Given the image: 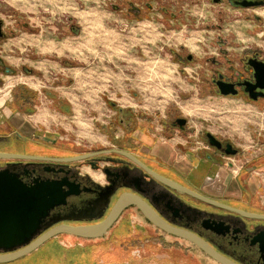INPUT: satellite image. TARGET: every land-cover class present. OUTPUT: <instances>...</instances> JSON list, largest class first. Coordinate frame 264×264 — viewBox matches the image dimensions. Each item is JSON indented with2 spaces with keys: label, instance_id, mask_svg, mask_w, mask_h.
<instances>
[{
  "label": "rangeland",
  "instance_id": "1",
  "mask_svg": "<svg viewBox=\"0 0 264 264\" xmlns=\"http://www.w3.org/2000/svg\"><path fill=\"white\" fill-rule=\"evenodd\" d=\"M142 1L153 5L157 2L0 0V18L6 23L7 32L12 33L7 39L0 41V57L4 59L5 65L17 69L16 74H0V88L9 89L23 82L21 86L28 88L48 86L46 88L50 94L54 92L57 78L62 82L63 77L65 94L78 96L76 99L71 95V101L64 99L69 106L68 111H61L57 107L61 103L57 102L56 106L55 98L48 109H39L42 112L48 110L49 114L46 119H42L43 127H48L50 133L53 132L58 140L63 141L62 145H50L52 147L44 148L42 152L75 156L112 148V145L122 140V110L138 113V122L146 129L141 130L138 135L147 143L156 140V135L168 139L169 136L162 131L163 122L172 125L176 117H184L187 119L185 132L181 136L174 134L172 140L183 143L189 140L190 143H185L187 148H195L196 141L204 143L207 132L231 143L240 152L253 148L255 141L264 137V101L254 104L240 97L207 95L200 91L199 82L192 77L195 76L196 65L208 56L206 52L215 51L218 36L231 40V46L245 47L256 43L264 45L262 38L255 36L252 30L259 29L254 26L258 23L244 18L248 12L251 15L252 11L213 0H182L178 1L179 4L175 3L176 0H166V4L172 6L171 10L178 18L177 21L172 19L170 24L169 16H163L154 10L149 12L145 20H138L133 12L128 15V4H140ZM69 18L75 26H79L75 36L68 29ZM62 20L65 22L64 35L69 38L65 45L71 49L77 47L78 51L79 46H82L81 51L85 48L81 54L74 55L70 52L71 58L43 53L52 47L48 45V38L54 36L46 32V21L61 26ZM26 23L34 26V34L24 28ZM188 23H192V26H188ZM217 24L221 25L220 29L212 28ZM169 25H176L177 28L171 30ZM67 41H70V45ZM180 46H184L182 54L192 53L196 60L176 62L170 48L180 49ZM88 47L98 50L96 60ZM37 51L40 53H36ZM59 51H63L62 43ZM130 54L138 57L132 58ZM62 58L69 60L75 67L73 70H65V75H62L59 68L62 66L58 64ZM49 59L54 60V68L46 65ZM23 66L33 69L34 73L25 72ZM90 69L93 70V76L97 72L94 86L97 97L87 101L84 98L88 94ZM29 90L33 99L29 96L28 100H35L37 91ZM53 109L61 115H54ZM34 110L28 108V111ZM116 135L119 138L116 139ZM185 135L188 138L182 137ZM60 146L64 148H59ZM209 150L211 151L207 152L214 151L212 148ZM226 160H229L227 165L235 175L241 166L239 157L231 155ZM124 222V228L130 229L128 221ZM131 227L136 229V224L131 223ZM152 234L160 239V245L155 247L156 259L148 257L145 264H163L168 254L173 255L176 264H218L182 239L161 231ZM108 237L109 235L105 236ZM135 246L132 248L134 254L140 253L139 246ZM190 248L192 255L185 252Z\"/></svg>",
  "mask_w": 264,
  "mask_h": 264
},
{
  "label": "flooded vegetation",
  "instance_id": "2",
  "mask_svg": "<svg viewBox=\"0 0 264 264\" xmlns=\"http://www.w3.org/2000/svg\"><path fill=\"white\" fill-rule=\"evenodd\" d=\"M178 1L182 0H176L175 3ZM213 1L225 2L237 9H250L252 14L249 15L248 12L244 18L258 23L254 26L259 29L252 30L255 36L264 41V14H262L264 0ZM128 5L126 8L128 15H132L133 12L138 20H145V17L153 10L163 16H169L170 24L172 19L175 21L178 19L177 14L171 10L172 6L166 4V0H157L155 5L147 1ZM62 25H56L53 34L57 42L64 37ZM67 25L73 36L78 34L79 26H75L70 18ZM189 25L192 26V23H188ZM23 26L25 29L34 30V26H29L28 23ZM162 26L165 25L162 24ZM169 28L173 30L177 27L169 25ZM212 28L220 29L221 25L217 24ZM9 35L12 33L7 32L6 23L0 18V41L7 39ZM215 44V51L206 52L208 56L203 58L202 63L196 65L195 76H192L199 82L200 91L212 96L240 97L254 104L264 101V45L256 43L245 47L231 46V40L221 36H218ZM183 48L184 46H180V49L170 48L176 62L188 63L196 60L192 53L182 54ZM64 60L62 58L60 62L63 63ZM22 69L29 74L34 73L33 69L26 66ZM16 73L17 69L5 65L4 59L0 57V74ZM222 90L236 91V93L223 94ZM122 113H124L121 118L124 136L121 145L107 150L89 152L93 155L87 159L72 162L52 159H0V169L5 168L16 173L17 178L28 186L36 181H59L62 178H68L75 184L76 190L75 195L68 197L66 203L55 206L42 218L39 228L29 241L15 245L20 247L10 251H5L4 247H0V255L14 253L32 245L41 235L60 224L78 226L98 223L107 217L121 194L133 193L152 206L170 224L200 235L217 251L238 264H264V218H245L235 211L208 206L189 197V199H184L176 193L180 199L178 200L173 193L154 181L156 178L154 174L172 178L169 172L144 156L140 145H129L133 144L130 139L137 129L138 113L131 110H122ZM186 125V118L176 117L172 125L163 122L162 131L164 135L169 136L168 139L172 140L174 134L180 135L185 132ZM208 134L209 132L206 133L207 140H204V143L194 142L197 145L195 149L208 151L212 148L214 153L224 156L239 154L240 150L234 145L222 141L213 134L222 143V148L211 145ZM182 137L186 139L188 135ZM185 143H190V141L186 140ZM185 143L178 142L177 144L186 146ZM227 144H231L237 152L227 154L224 151ZM33 153L34 151L30 154H19L50 158L68 157L54 153L42 155ZM123 153L132 155L143 166ZM134 213L144 218L148 225L146 227L136 225V229L132 228L131 218ZM124 221H128L130 229L124 228L126 226ZM219 224H222L221 227L219 226L221 232L216 233L212 228ZM156 231L165 233L150 223L135 206L131 205L123 210L118 220L101 237L83 238L69 233H58L27 253L9 261L0 262V264H145L148 257L156 259L155 247L160 245V239L152 234ZM107 235L109 237L105 238ZM60 236L70 238L60 239ZM139 241L141 244H138ZM184 241L199 249L193 243ZM135 245L139 246L138 252L140 253L138 254H134L132 250ZM201 252L206 255L203 251ZM172 256V254L166 255L163 264H176Z\"/></svg>",
  "mask_w": 264,
  "mask_h": 264
},
{
  "label": "crops",
  "instance_id": "3",
  "mask_svg": "<svg viewBox=\"0 0 264 264\" xmlns=\"http://www.w3.org/2000/svg\"><path fill=\"white\" fill-rule=\"evenodd\" d=\"M51 18L54 20V17ZM62 23L64 28L65 23L63 20ZM46 29L49 35L54 34L56 25L54 22L46 21ZM32 32L33 31H31V33ZM66 40H69L66 35H64L60 42H57L53 36L49 37L48 45H52V47H46L48 50L43 53L56 56L63 55L62 57L71 58V53L77 55L85 50V48H82L81 51L82 46H79V51L77 47H73L72 49L69 48L65 45ZM55 43L57 44L56 46ZM61 43L63 46L62 52L59 51ZM67 43L70 45V41H67ZM88 50L91 54L95 55L94 59L96 60L98 50L91 47H88ZM36 53L40 52L37 51ZM130 56L132 58L138 57L135 54H130ZM47 64L50 68H54V60L49 59L46 65ZM58 64L62 66L59 67L60 71H62V75H65V70L69 71L72 68L75 69L66 58L63 63ZM66 66L71 68H67ZM88 72V90L86 92L88 94L84 99L91 101L95 100L97 97L94 89L97 72L94 73L95 76L92 75V69ZM78 73L80 74V72ZM61 78L62 82L58 80L53 87L54 92L50 93L51 95L47 90L48 86L40 85V89L31 86L28 88V86H21L23 82H19L21 84H15L9 89L0 88V152L30 154L34 151L33 154L42 155L44 152L39 151H42L44 148H50L52 147L50 145L53 144H63V141L58 140V137H56L53 132H49L50 130L48 127H43L44 121L42 119L47 118L49 115L47 112L48 110L44 112L39 110L42 107L48 109L54 98L57 102L64 99L71 101L69 98L71 95L73 98L77 99L78 96L76 95L77 97H75V94L68 93L69 96L65 94V83H63V77ZM24 84L26 85L27 83ZM29 89L37 91L38 93L35 95V100L33 101H27V97L31 96ZM31 97L33 99V96ZM28 108H34L35 110L33 112H28ZM19 110H23V112ZM40 111L44 114L40 113ZM52 112L56 116L61 115L60 112H57L55 109H53ZM54 115H51V117H54ZM143 127L144 126H141L138 122L136 126L137 129L130 139L133 144L129 145H140L143 148L142 154L144 156L169 172V176L172 178L168 179L222 205H212L213 207L235 211L245 218H264V137L261 140L257 139L253 148H249L247 151H241L234 156L239 157L241 166L238 172L233 175L228 167L229 160H226L229 156L203 150L199 151L194 147L187 148L185 145L180 146L177 144L178 142L170 139H163L156 134H154L156 135V140L147 143L138 135L141 130H146ZM123 136L124 132L120 140L123 139ZM115 138H119L118 135H116ZM121 143L122 140L111 147H118ZM59 148H64V146H60ZM64 151L66 152L65 149H63V152ZM178 194L184 199H195L184 193ZM199 202L208 206L211 205L202 201ZM141 220L144 222H140ZM131 223L142 227L148 225V222L144 218L134 215L131 218ZM190 250L191 248L187 250L188 252H185L192 255L193 253ZM207 258L210 259L209 257Z\"/></svg>",
  "mask_w": 264,
  "mask_h": 264
},
{
  "label": "water",
  "instance_id": "4",
  "mask_svg": "<svg viewBox=\"0 0 264 264\" xmlns=\"http://www.w3.org/2000/svg\"><path fill=\"white\" fill-rule=\"evenodd\" d=\"M223 94H235L236 91L222 90ZM210 144L217 148H222V143L212 134H208ZM224 151L227 154H235L236 149L232 148L231 144H227ZM130 156L137 163L143 164L135 157L128 153H123ZM93 153H83L75 156L50 158L45 156L24 155L19 153L0 152V159H52L63 162H72L83 160L91 157ZM154 181L159 183L162 188L170 191L179 199L176 193L187 194L196 200L215 205L222 206L220 203L213 201L179 183L156 175ZM74 183L68 178H62L59 181H36L33 185H26L20 178H17L16 173L8 169H0V247H4L5 251L13 250L20 246L19 243L29 241L39 228L42 218L57 205L66 203L67 198L75 195L76 190ZM135 206L140 213L152 224L161 229L167 234H171L178 238H182L193 243L206 255L212 258L219 264H238L232 259L226 257L217 251L208 241L200 235L174 226L166 221L156 210L145 202L140 196L133 193H123L119 196L111 211L102 221L89 225H66L60 224L41 235L32 245L9 254L0 255V262L15 259L43 242L44 240L57 235L58 233H69L83 238H96L103 236L108 229L118 220L119 216L128 206ZM243 212V211H240ZM222 224L212 228L214 232L219 233ZM15 246V247H13ZM263 248V245H261Z\"/></svg>",
  "mask_w": 264,
  "mask_h": 264
},
{
  "label": "trees",
  "instance_id": "5",
  "mask_svg": "<svg viewBox=\"0 0 264 264\" xmlns=\"http://www.w3.org/2000/svg\"><path fill=\"white\" fill-rule=\"evenodd\" d=\"M54 101L56 102V106H57V100H54ZM59 102L61 103V105H58L57 107L63 112L68 111L67 108L69 106L67 105V103L64 100H60Z\"/></svg>",
  "mask_w": 264,
  "mask_h": 264
}]
</instances>
